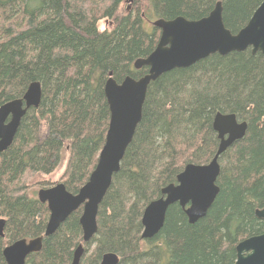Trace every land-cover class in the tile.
<instances>
[{"label":"trees","instance_id":"obj_1","mask_svg":"<svg viewBox=\"0 0 264 264\" xmlns=\"http://www.w3.org/2000/svg\"><path fill=\"white\" fill-rule=\"evenodd\" d=\"M125 1L0 0V106L21 99L33 82L42 86L39 107L27 111L13 143L0 153V218L6 220L0 264H6V246L45 233L49 209L31 191L30 177L52 174L67 152L61 183L76 194L88 181L110 121L105 84L110 76L121 83L147 74L134 62L157 46L160 31L151 21L198 20L221 2L224 25L236 34L263 0H132L123 12ZM103 20L110 29H99ZM219 112L246 122L247 131L219 158L214 204L195 224L175 204L160 233L142 239L147 205L177 183L186 165L213 159ZM263 206L264 56L251 49L213 54L150 84L141 122L100 204L93 238L83 241L81 207L26 262L71 264L82 244L80 264H100L106 253L118 255L119 264H235L237 245L264 233V220L255 214Z\"/></svg>","mask_w":264,"mask_h":264},{"label":"water","instance_id":"obj_2","mask_svg":"<svg viewBox=\"0 0 264 264\" xmlns=\"http://www.w3.org/2000/svg\"><path fill=\"white\" fill-rule=\"evenodd\" d=\"M152 26L160 31L157 46L150 55L134 62V69L147 67V74L139 79L127 76L121 83L110 76L105 84L110 121L105 143L88 181L76 194L67 191L61 182L38 191V200L47 204L50 213L45 233L6 246L3 250L6 264H27L31 254L41 251L44 237L54 234L81 207L83 241L88 243L93 238L98 230L100 204L111 187L114 175L119 172L124 155L141 122L147 91L152 82L165 73L191 67L213 54L225 56L251 49L253 54L260 52L264 56V0L248 23L236 34L224 25L221 2H217L211 13L204 18L156 19ZM41 99V83L33 82L21 99L0 106V153L11 146L23 117L29 109L38 108ZM213 129L220 141L213 159L206 165H186L178 175L177 183L163 188L162 197L147 205L142 216V239L149 240L160 233L168 209L175 204L182 207L190 224H195L207 215L220 191L217 185L221 171L219 158L245 136L247 123L239 122L234 114L219 112L214 117ZM255 214L258 219L264 220V206L256 210ZM5 225L6 220L0 218V237H4ZM236 252L235 264H264V233L241 241ZM83 253L84 247L81 244L75 250L71 264H80ZM119 262L118 255L106 253L100 264Z\"/></svg>","mask_w":264,"mask_h":264},{"label":"rangeland","instance_id":"obj_3","mask_svg":"<svg viewBox=\"0 0 264 264\" xmlns=\"http://www.w3.org/2000/svg\"><path fill=\"white\" fill-rule=\"evenodd\" d=\"M132 1L126 0L123 5H122V10L123 12H128L132 8ZM149 25V24H148ZM111 23L109 21L103 20L99 24V29L100 30H106L111 28ZM68 153L65 152L63 155V161L58 167L56 171H54L52 174L46 175V174H36L32 177L29 178L28 180V185L31 187V191H39V183L42 182H47L50 183L51 185H54L56 183H59L62 181V176L64 175L66 165H67V160H68Z\"/></svg>","mask_w":264,"mask_h":264}]
</instances>
